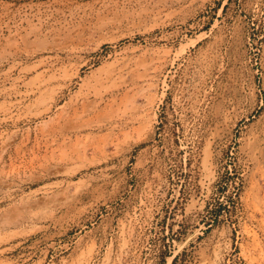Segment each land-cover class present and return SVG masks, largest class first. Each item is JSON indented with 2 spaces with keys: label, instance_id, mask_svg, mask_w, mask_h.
<instances>
[{
  "label": "rangeland",
  "instance_id": "374dc122",
  "mask_svg": "<svg viewBox=\"0 0 264 264\" xmlns=\"http://www.w3.org/2000/svg\"><path fill=\"white\" fill-rule=\"evenodd\" d=\"M0 264H264V0H0Z\"/></svg>",
  "mask_w": 264,
  "mask_h": 264
},
{
  "label": "bare ground",
  "instance_id": "6f19581e",
  "mask_svg": "<svg viewBox=\"0 0 264 264\" xmlns=\"http://www.w3.org/2000/svg\"><path fill=\"white\" fill-rule=\"evenodd\" d=\"M43 83V82H42Z\"/></svg>",
  "mask_w": 264,
  "mask_h": 264
}]
</instances>
